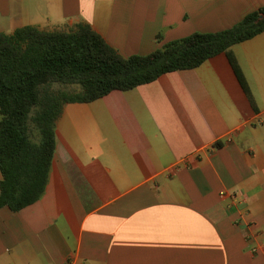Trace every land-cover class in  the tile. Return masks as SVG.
Instances as JSON below:
<instances>
[{
    "label": "crops",
    "instance_id": "0c3cea01",
    "mask_svg": "<svg viewBox=\"0 0 264 264\" xmlns=\"http://www.w3.org/2000/svg\"><path fill=\"white\" fill-rule=\"evenodd\" d=\"M263 5L0 0V32L85 22L129 56L223 30ZM229 50L250 95L223 51L65 103L42 196L0 207V264H264V31Z\"/></svg>",
    "mask_w": 264,
    "mask_h": 264
},
{
    "label": "trees",
    "instance_id": "16d2710c",
    "mask_svg": "<svg viewBox=\"0 0 264 264\" xmlns=\"http://www.w3.org/2000/svg\"><path fill=\"white\" fill-rule=\"evenodd\" d=\"M264 31V5L215 32H193L147 54L124 56L88 23L69 30L25 25L0 32V207L19 210L43 194L55 151V127L68 102H89L161 74L200 65Z\"/></svg>",
    "mask_w": 264,
    "mask_h": 264
},
{
    "label": "built area",
    "instance_id": "2783aa9c",
    "mask_svg": "<svg viewBox=\"0 0 264 264\" xmlns=\"http://www.w3.org/2000/svg\"><path fill=\"white\" fill-rule=\"evenodd\" d=\"M222 194H223V192H222Z\"/></svg>",
    "mask_w": 264,
    "mask_h": 264
}]
</instances>
